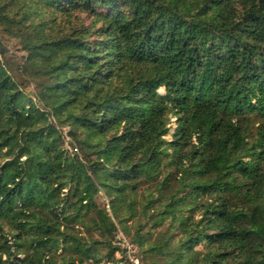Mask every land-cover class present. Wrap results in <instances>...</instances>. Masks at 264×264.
Segmentation results:
<instances>
[{"label":"trees","instance_id":"16d2710c","mask_svg":"<svg viewBox=\"0 0 264 264\" xmlns=\"http://www.w3.org/2000/svg\"><path fill=\"white\" fill-rule=\"evenodd\" d=\"M0 26L42 105L0 42V264H130L97 196L121 222L143 180L166 264H264V0H0Z\"/></svg>","mask_w":264,"mask_h":264},{"label":"rangeland","instance_id":"374dc122","mask_svg":"<svg viewBox=\"0 0 264 264\" xmlns=\"http://www.w3.org/2000/svg\"><path fill=\"white\" fill-rule=\"evenodd\" d=\"M98 10H106L105 8L99 7ZM79 24L84 26H89L94 21V16L91 13L85 12H77ZM51 20L50 18H47ZM53 26L55 23H51ZM64 26L65 18L62 19L61 16L58 17L56 27L58 25ZM0 42L3 46L8 50V53L3 56L2 59L6 65V67L10 70V73L15 77L18 84L24 93L30 96L33 101L38 105L42 106L37 95L36 81L34 79L35 69L32 66H28L25 64V54L26 51L22 48L21 44L18 42L16 37H12L6 32L3 27L0 26ZM51 120L57 124L58 130L62 134L64 138V147L67 148L70 152H78L80 153V149H75L76 142L72 138L70 134H68L69 129L75 128L78 132L80 129L77 127V124H59L55 117H51ZM176 122L173 121L171 123L169 133L166 136L167 139H171L173 137V131L175 130ZM255 126V125H254ZM83 136L84 133H81ZM82 157V154L80 155ZM97 157V153H93L90 158L95 159ZM177 186V183H175ZM155 183L153 181L143 180L142 183L138 187L137 193L133 194L128 191V198L132 199V210L129 211L127 203H118L117 210L122 218L120 222L118 218L113 216V210L111 207V199L112 196L107 194V190L104 187H101V191L97 196L98 205L107 210L109 215L116 222L117 230L114 232L113 243L121 247L122 251L126 255V258L130 264H135L128 257L126 248H124L125 243L133 244L137 248V252L135 256L139 259L140 264H166L171 258L172 254H166L162 252H157L156 250H151L152 246H160L165 244L167 241V237H169L170 229L168 226L170 225V219L166 220L163 225L155 226V217H152V210H148L147 213H143V204L147 202V197L151 194H155ZM114 199V198H113ZM131 213L135 215L131 216ZM79 235H92L96 239H102L101 234L98 230L93 229L92 227L81 226L79 229ZM90 234V235H89ZM138 234H142L146 240L143 245H140L135 241V237ZM179 237V235L174 238ZM62 249H58V253H61ZM101 254L105 253V249L102 248L100 250ZM121 254H117V258L120 257ZM20 257H23L24 254L20 253ZM82 264V263H78ZM83 264H95L94 261L88 260Z\"/></svg>","mask_w":264,"mask_h":264},{"label":"built area","instance_id":"2783aa9c","mask_svg":"<svg viewBox=\"0 0 264 264\" xmlns=\"http://www.w3.org/2000/svg\"><path fill=\"white\" fill-rule=\"evenodd\" d=\"M124 248H126V251H127V254L130 260L134 262L135 264H140L139 259L135 256L137 252V248L133 244H129V243H125Z\"/></svg>","mask_w":264,"mask_h":264}]
</instances>
